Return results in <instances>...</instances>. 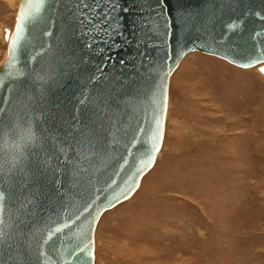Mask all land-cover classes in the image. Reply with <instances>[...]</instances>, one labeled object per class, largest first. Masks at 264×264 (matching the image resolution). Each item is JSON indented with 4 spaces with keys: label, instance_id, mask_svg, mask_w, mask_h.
Instances as JSON below:
<instances>
[{
    "label": "water",
    "instance_id": "95a60500",
    "mask_svg": "<svg viewBox=\"0 0 264 264\" xmlns=\"http://www.w3.org/2000/svg\"><path fill=\"white\" fill-rule=\"evenodd\" d=\"M0 62V264H94L200 51L264 75V0H19Z\"/></svg>",
    "mask_w": 264,
    "mask_h": 264
},
{
    "label": "rangeland",
    "instance_id": "374dc122",
    "mask_svg": "<svg viewBox=\"0 0 264 264\" xmlns=\"http://www.w3.org/2000/svg\"><path fill=\"white\" fill-rule=\"evenodd\" d=\"M19 0H0V62ZM164 139L102 213L95 264H264V75L200 51L168 84Z\"/></svg>",
    "mask_w": 264,
    "mask_h": 264
},
{
    "label": "bare ground",
    "instance_id": "6f19581e",
    "mask_svg": "<svg viewBox=\"0 0 264 264\" xmlns=\"http://www.w3.org/2000/svg\"><path fill=\"white\" fill-rule=\"evenodd\" d=\"M182 61H183V60H182ZM182 61H181V62H182ZM242 68H253V67H242ZM261 75H263V74H261ZM168 104H169V103H167V111H168ZM167 111H166V115H167ZM165 119H166V118H165ZM164 128H165V124H164ZM163 135H164V134H163ZM163 139H164V136H163ZM163 139H162V140H163ZM159 151H160V150H159ZM159 151H158V153H157V155H156V158H157L158 155H159ZM153 166H154V165H153ZM149 171H150V170H149ZM149 171H148V172H149ZM148 172H147V173H148ZM147 173H146V174H147ZM146 174H145V175H146ZM145 175H144V176H145ZM144 176H143V177H144ZM143 177L141 178L140 183H142V179H143ZM117 205H119V204H117ZM94 264H95V259H94Z\"/></svg>",
    "mask_w": 264,
    "mask_h": 264
}]
</instances>
